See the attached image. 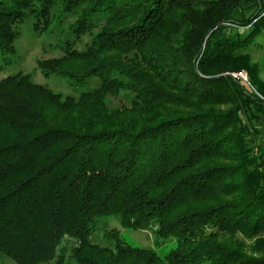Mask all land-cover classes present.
<instances>
[{"label": "trees", "instance_id": "16d2710c", "mask_svg": "<svg viewBox=\"0 0 264 264\" xmlns=\"http://www.w3.org/2000/svg\"><path fill=\"white\" fill-rule=\"evenodd\" d=\"M56 3L79 13L71 34L98 32L38 66L87 86L0 80V257L264 264V82L251 57L264 0H0V53L28 15L50 30ZM242 69L249 82L227 74ZM122 94L129 105L107 104ZM106 216L175 244L164 256L131 244Z\"/></svg>", "mask_w": 264, "mask_h": 264}, {"label": "rangeland", "instance_id": "374dc122", "mask_svg": "<svg viewBox=\"0 0 264 264\" xmlns=\"http://www.w3.org/2000/svg\"><path fill=\"white\" fill-rule=\"evenodd\" d=\"M54 22L50 30L40 31L33 27L34 18L28 15L18 27L20 32L17 39L14 41L15 51L9 53H0V80L11 74L19 71L30 74L33 82L48 86L53 91L63 95H77L78 91L84 89L85 85L71 81L69 78L60 75H46L38 66V61L46 58L60 57L63 54V47L67 41H70L77 49H84L87 44L95 37L98 29H93L90 32L82 34L79 38L71 34V24L76 20L79 13H65L59 3H56L52 8ZM58 17V18H57ZM60 19V20H58ZM252 61L259 65V79L264 82V50L253 48L251 50ZM246 72L249 82V74L245 69L227 72L235 79L239 80L235 74ZM93 82H97L92 79ZM90 81V80H89ZM112 107L129 105V99L123 94L118 97H109L108 103ZM259 129L262 136L259 138L264 140V120L260 122ZM102 227L107 231L117 229L127 242L155 249L161 256H164L174 246L175 239L170 237L164 239L159 244L155 241V234L152 230L147 229H127L117 218L106 216L100 219ZM95 241L99 244H110L103 236V231L99 230L95 233ZM72 262V263H71ZM71 264H76L71 261ZM0 264H16L13 259L3 254L0 257Z\"/></svg>", "mask_w": 264, "mask_h": 264}, {"label": "built area", "instance_id": "2783aa9c", "mask_svg": "<svg viewBox=\"0 0 264 264\" xmlns=\"http://www.w3.org/2000/svg\"><path fill=\"white\" fill-rule=\"evenodd\" d=\"M235 76L238 77V78H243L244 80H247L248 79L247 73L246 72H243V71L235 74Z\"/></svg>", "mask_w": 264, "mask_h": 264}]
</instances>
